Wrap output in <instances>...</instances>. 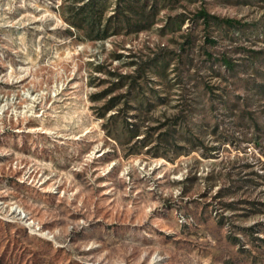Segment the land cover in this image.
Segmentation results:
<instances>
[{
  "label": "rangeland",
  "instance_id": "374dc122",
  "mask_svg": "<svg viewBox=\"0 0 264 264\" xmlns=\"http://www.w3.org/2000/svg\"><path fill=\"white\" fill-rule=\"evenodd\" d=\"M0 264H264V0H0Z\"/></svg>",
  "mask_w": 264,
  "mask_h": 264
},
{
  "label": "trees",
  "instance_id": "16d2710c",
  "mask_svg": "<svg viewBox=\"0 0 264 264\" xmlns=\"http://www.w3.org/2000/svg\"><path fill=\"white\" fill-rule=\"evenodd\" d=\"M92 5L94 6V2H93ZM92 10H93V7L91 6V7L88 8L87 12H88L89 14H91V13H92ZM91 15H92V14H91ZM92 23H93V21H92V19H90V20H89V23H88L89 26H91ZM69 25H70L71 27H75V26H77V25L73 24L72 22H69Z\"/></svg>",
  "mask_w": 264,
  "mask_h": 264
}]
</instances>
